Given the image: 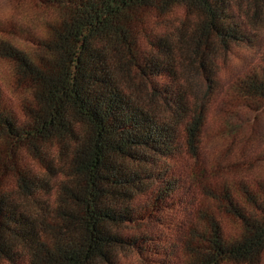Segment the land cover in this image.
Instances as JSON below:
<instances>
[{"label":"trees","instance_id":"obj_1","mask_svg":"<svg viewBox=\"0 0 264 264\" xmlns=\"http://www.w3.org/2000/svg\"><path fill=\"white\" fill-rule=\"evenodd\" d=\"M27 1L41 17L20 23L24 40L0 35V261L109 263L117 247L137 246L115 229L140 218L137 198L147 197L144 212L180 200L179 179L160 161L199 153L203 111L157 80L176 82V61L206 72L217 48L245 46L263 65L226 93L264 106V35L251 29L264 30V0ZM175 8L183 16L173 33L153 37L147 24ZM141 93L160 97L174 123ZM26 158L54 180L34 174ZM225 180L214 190L195 180L202 197L190 201L188 264H253L264 252V179L235 170ZM220 215L237 223L235 234L223 233Z\"/></svg>","mask_w":264,"mask_h":264},{"label":"rangeland","instance_id":"obj_2","mask_svg":"<svg viewBox=\"0 0 264 264\" xmlns=\"http://www.w3.org/2000/svg\"><path fill=\"white\" fill-rule=\"evenodd\" d=\"M21 1L0 0V35L24 40L18 28L20 23L32 26L39 21V9L32 2ZM182 16L181 9L175 8L165 21L156 24L151 20L147 24V31L153 37H169ZM251 29L258 35H264L263 29ZM142 47L146 49L144 40ZM195 65L176 61L174 69L177 81H171L165 75L157 80L159 86L176 87L190 110H202L205 116L196 159L185 155L173 162L160 161L162 168L168 167L170 173L179 179L182 185L179 189L181 198L175 203L171 202L165 209L149 212H144L141 207L147 197L142 195L137 198L132 205L143 209L140 218L115 228L123 237L137 238V246L117 247L112 262L104 264H188V257L182 251V241L196 209L190 201L196 200L197 204V199L202 197L195 188V180L202 181L204 186L214 190L235 170L247 178L264 179V106L244 105L226 93L234 79L263 65L260 55L255 49L234 45L227 51L217 48L211 62H208L206 72L200 64ZM2 76L3 72L0 71V88ZM150 87L147 82L148 93L151 92ZM144 95L141 98L144 97L150 106L156 108L161 119L174 123L171 107L160 97L152 96L150 100L149 94ZM6 99L17 108L15 97L8 95ZM25 163L34 174L48 178L46 181L49 183L54 180L29 159L26 158ZM7 182L11 190L12 183L10 185V181ZM30 207L32 205H26V209ZM219 219L226 236L236 233L237 223L232 218L220 215ZM0 264L10 263L0 261ZM253 264H264V252Z\"/></svg>","mask_w":264,"mask_h":264}]
</instances>
